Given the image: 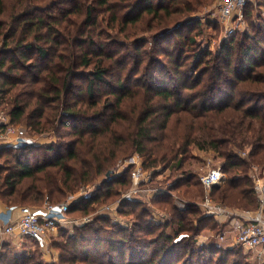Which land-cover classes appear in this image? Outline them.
<instances>
[{"label":"trees","instance_id":"1","mask_svg":"<svg viewBox=\"0 0 264 264\" xmlns=\"http://www.w3.org/2000/svg\"><path fill=\"white\" fill-rule=\"evenodd\" d=\"M45 1L0 0V105L5 103L0 109L11 122H23L30 134L54 137L20 148L0 147L1 202L57 203L102 177L92 193L70 201L68 215L86 213L95 203L115 200L130 184L128 169L106 172L131 152L141 156L146 169L176 171L169 174V188L175 190L189 184V176L177 172L185 171L186 159L197 148L215 151L227 174L223 184L211 188L213 200L257 207V189L246 171L252 164L264 167V16L258 13L250 33L223 41L212 56L208 50L196 52L195 39L188 37L194 59L185 68L178 60L183 46L176 53L167 51L163 38L198 22L189 16L211 0H55L42 5ZM257 3L264 6V0ZM102 23L117 28L122 39L105 33ZM145 44L149 50L142 49ZM127 46L136 51L131 57L137 66L142 52L144 67L159 65V55H167L170 83L166 75L157 77L161 69L149 67L143 72L151 81L141 87L135 81L132 88L129 75L110 77L111 67L126 65ZM80 79L85 83H76ZM151 198L170 212L171 222L187 212L195 223H178L171 234L165 230L172 223H156L141 201L122 199L119 213L131 214L132 225L116 226L108 213L99 214L68 233L60 262L226 264L230 258L231 264L250 263L231 259L244 253L241 246L216 241L177 257L175 248L203 229V219L221 225L211 214L197 215L195 203L178 208L169 192ZM0 264L44 263L27 254L7 258L2 251Z\"/></svg>","mask_w":264,"mask_h":264},{"label":"rangeland","instance_id":"2","mask_svg":"<svg viewBox=\"0 0 264 264\" xmlns=\"http://www.w3.org/2000/svg\"><path fill=\"white\" fill-rule=\"evenodd\" d=\"M51 1L55 0H46L42 5L51 3ZM262 1V0H259ZM258 0H249L247 7L244 8V15H243V21L240 26L237 27L233 23V19L231 18H220L218 15V3L219 0H211V2L202 8H199L195 12H193L189 17L197 19L198 22H192L191 25L184 27L180 34H174L169 35L166 39L163 38V45L167 49V51H172L176 53L181 46H183V51L180 53V57L178 58L180 65H184L185 68H187V63H191L192 59H194V56H192V52L194 50L197 51H203L208 50L210 51V55H215L218 50L220 49L221 44L223 41L229 39L230 37H240V35L244 32H251V22H257V14L260 13L261 17L264 16V6L259 5ZM71 5V4H70ZM103 21V20H102ZM230 28H232V32H230ZM102 29L105 33L109 34L111 37L121 38V34L118 33L117 28L115 27H105L102 23ZM193 37L195 39V44L193 46L194 50H189L188 45L186 42H188V37ZM138 37V36H137ZM165 41H169L170 44H165ZM168 42V43H169ZM186 43V44H182ZM180 44V46H179ZM148 44H145L143 46V50H149ZM195 47V48H194ZM126 51V54L130 55L126 59V65L122 67V69H117L116 67H111V70L109 72L110 77H116L118 74H121L122 77L129 75L131 78H133L134 81H132L131 87H135L137 83L135 84V81H137L139 86L141 87L142 83L145 81L149 83L151 81V78H146V74H144L143 71H145L148 67L149 69L156 70V68L161 69L158 70V78H161L162 76L166 75V70L171 69L172 66L170 65V61L167 58V55L160 54L159 60L160 64H149L147 67L145 65L146 63V56L141 50V56L143 57V60L140 61V65H136V61L132 59V55L136 54V51L134 50L133 46H127V48H124ZM131 50L133 53H130ZM210 57V56H209ZM157 63V62H155ZM202 65V64H201ZM200 65V66H201ZM263 68H260V70ZM165 72V73H164ZM112 78V79H113ZM166 79L170 83L171 77L169 75H166ZM86 80L80 79L77 80L76 83H79L80 85L84 84ZM5 105V103H4ZM3 105V106H4ZM2 106V105H0ZM2 106V107H3ZM4 113H7L3 109H0ZM25 125L23 122L20 123ZM36 138V141L41 142L45 141L47 139H53L54 137H51V134H47V136H40V135H33ZM236 150V149H235ZM237 151V150H236ZM136 154L139 161L142 162L141 156L137 152H131L125 157L119 158L114 165L111 167L113 170L110 172V174H120L123 171H125L124 167L121 165V162L124 160V158L129 157L130 155ZM211 160V164H215L214 166L220 165L221 166V157L217 155V153L213 150H198L197 148H193L191 150V156L188 157L183 165V170L185 171H178L177 173L179 175L183 176H189V184H182L179 185L178 188L175 190L172 188H168L169 185L172 184L173 176L169 177V174H171L172 168H162L161 166H157L156 168H153L154 174L157 176L156 178V184L160 187L167 188L170 190V194L172 197V202L175 206L178 208H186L189 203H195L198 205V203L203 199L204 197V190L199 182V175L203 172V170L207 169L206 167L207 161ZM1 161V159H0ZM253 166H256L255 164H252L250 169H247L246 172L249 173V175H252L253 173ZM148 169V168H147ZM150 170V169H149ZM182 171V172H181ZM173 173H176L174 171ZM172 173V174H173ZM183 173V174H180ZM109 174V175H110ZM178 176V175H177ZM227 177V174L225 176V179ZM102 179V177H100ZM171 180H170V179ZM253 178V177H252ZM100 180H97L94 178L92 181H90L88 184L84 185L87 186L89 189L94 188L93 184L100 182ZM96 181V182H95ZM93 182V183H92ZM174 182V181H173ZM92 183V184H91ZM224 183V181H223ZM221 183V184H223ZM86 187V188H87ZM128 187V186H127ZM125 187L122 191L126 190ZM80 188V187H79ZM78 188V189H79ZM77 191V190H76ZM121 191V192H122ZM120 192V193H121ZM68 195L66 196L67 199ZM119 197V196H118ZM155 197V196H154ZM232 196L229 197V199ZM117 199V198H116ZM115 199V200H116ZM64 200V199H62ZM61 200V201H62ZM139 201H141L142 206L146 209L148 216L153 218L154 222L156 223H164L165 221H169V223H172L171 227H167L165 231L168 233H173V228H176V225L179 223L180 225H189L191 223H195V221L190 222L191 219H187L188 217H191L189 213L185 212L186 217H184L182 220H179L180 217L175 218L174 222H171V219L173 217L171 216L170 212L167 211V209H164L162 205L156 204L153 202L151 197L144 196L142 198H138ZM215 201V200H214ZM217 203H221L218 201H215ZM230 205H227L234 210L238 211L241 209H253L250 207H237L236 204H232L230 201H228ZM4 205H6L4 202H1ZM27 204V203H26ZM114 204V199L109 200L108 202H101V203H95L92 209H90L86 213H75V214H69L70 217L73 219L76 218V222H73L72 224H63L62 226H58L56 230L53 231V233L47 235L45 237V240L42 241V244L35 239H32L30 237L21 236L20 237H10L7 235L0 236V254L2 251H4V254L7 258L12 257L13 255H21V254H27V255H34L35 260H41L44 264H66L64 262H60L61 260V244L63 241H65L68 233H72L74 230V227L79 225H88L95 221L96 217L99 214L102 213H108L110 215V220L116 223V226L120 227H130L132 225L133 216L129 213H119V209L117 211L111 210V208H106L108 205ZM223 204V203H221ZM29 206H32L30 204H27ZM201 213V214H200ZM203 211L201 212L199 209V212H197V215H202ZM193 216V214H192ZM86 217L84 220L83 218ZM193 220V219H192ZM179 221V222H178ZM94 225H101V223L97 222L94 223ZM200 225L203 227L201 231L198 232V234L194 235L193 237H186L184 239H189L187 241H184L181 243V245L177 246L176 253L177 257L178 255H182V253L185 250L189 249H196L197 246H200V244H203L208 241H215L214 237L216 234V230H220L223 227H218L217 223H214V220L211 218H205L200 222ZM109 226V225H108ZM104 226V227H108ZM114 226V227H116ZM112 227V226H110ZM62 228V229H61ZM219 228V229H218ZM183 232V231H181ZM180 234V233H178ZM185 234V233H182ZM183 241V240H182ZM7 243L11 244L10 246L7 245ZM228 245V244H223ZM3 246V247H2ZM243 252H239L237 254L231 255V259H238L240 262H247V259H249V264H264V256H258L257 253L251 252L249 250H245L242 248ZM67 254L64 253V256ZM94 255V254H93ZM97 256V257H96ZM79 257V256H78ZM94 257L98 260V255L96 254ZM82 259L78 258V260L75 261L74 264H88L85 261H80ZM7 261H5L6 263ZM232 261L229 258V262L226 264H231Z\"/></svg>","mask_w":264,"mask_h":264},{"label":"built area","instance_id":"3","mask_svg":"<svg viewBox=\"0 0 264 264\" xmlns=\"http://www.w3.org/2000/svg\"><path fill=\"white\" fill-rule=\"evenodd\" d=\"M249 0H219L218 15L220 18H232L235 25L240 26L243 21L244 8ZM230 28V32H232ZM35 136L30 134L25 125L10 121L9 115L0 110V147L11 146L13 148L24 147L34 143ZM241 156L246 153L242 151ZM124 169H128L130 184L114 200L111 208L114 212L119 209L122 199H138L144 196L152 197L156 193L170 192L166 187L156 184L157 176L153 171L142 166L136 154L130 155L121 162ZM211 160L207 161V169L199 175V182L204 190V197L198 206L204 214L218 217L220 225H227L215 234V241L223 245L230 239L228 245H239L246 251L256 252L258 256H264V167L253 166L252 177L257 189L258 205L253 209L234 210L233 208L215 202L210 191L213 186L220 185L225 180L226 173L220 165L214 166ZM96 182V181H95ZM87 186H81L75 193L70 194L67 199L57 203L45 199L42 204L29 205H4L0 206V236L18 233L21 236L38 240L41 244L45 237L58 226L76 222L67 213L70 201L90 194L95 190ZM87 187V188H86ZM169 188V186H168ZM233 218V223H224L226 219ZM84 220L86 217L83 218ZM181 236V235H179ZM180 237H176L178 239Z\"/></svg>","mask_w":264,"mask_h":264},{"label":"crops","instance_id":"4","mask_svg":"<svg viewBox=\"0 0 264 264\" xmlns=\"http://www.w3.org/2000/svg\"><path fill=\"white\" fill-rule=\"evenodd\" d=\"M0 206H2L3 207V204L1 203V201H0ZM216 220H218V217H214ZM226 222H228V223H233V218H230V219H226L225 221H224V223H226ZM225 226H227V225H221V227H225ZM222 229H224V228H222ZM8 236H10V237H20V234H18V233H14V234H10V235H7V237ZM230 242V239H227L225 242H224V244H228ZM12 244H14V243H11V244H9V243H7V245L8 246H10L11 247V245Z\"/></svg>","mask_w":264,"mask_h":264},{"label":"water","instance_id":"5","mask_svg":"<svg viewBox=\"0 0 264 264\" xmlns=\"http://www.w3.org/2000/svg\"><path fill=\"white\" fill-rule=\"evenodd\" d=\"M110 172H111V171H110V170H108V171L106 172V175H109V174H110Z\"/></svg>","mask_w":264,"mask_h":264}]
</instances>
